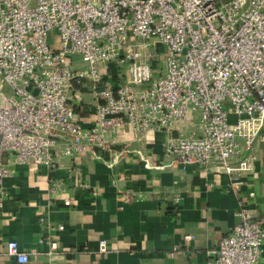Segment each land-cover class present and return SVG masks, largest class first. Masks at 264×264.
<instances>
[{"label": "built area", "instance_id": "obj_1", "mask_svg": "<svg viewBox=\"0 0 264 264\" xmlns=\"http://www.w3.org/2000/svg\"><path fill=\"white\" fill-rule=\"evenodd\" d=\"M77 86L97 100L90 127ZM125 126L168 133V156L217 168L236 192L264 141V0H0V189L14 166L53 171ZM236 214L203 264H259L264 227L244 206ZM6 251L30 261L16 241Z\"/></svg>", "mask_w": 264, "mask_h": 264}, {"label": "crops", "instance_id": "obj_2", "mask_svg": "<svg viewBox=\"0 0 264 264\" xmlns=\"http://www.w3.org/2000/svg\"><path fill=\"white\" fill-rule=\"evenodd\" d=\"M84 89H78L77 101L83 110H93L97 100ZM80 120L90 127L94 112L80 110ZM168 137L125 126L108 134V149L61 156L53 171L14 166L0 189V264H18L7 254L10 241L29 255L27 264H203L238 224L241 206L264 227L262 139L253 151L255 170L234 192L230 177L217 168L184 165L168 156ZM51 180L63 183L65 192L52 194ZM68 199L71 206L65 205ZM102 240L108 243L105 253L99 251Z\"/></svg>", "mask_w": 264, "mask_h": 264}, {"label": "rangeland", "instance_id": "obj_3", "mask_svg": "<svg viewBox=\"0 0 264 264\" xmlns=\"http://www.w3.org/2000/svg\"><path fill=\"white\" fill-rule=\"evenodd\" d=\"M79 65L81 66V68H85V65H83L82 63H79ZM117 70H118L119 75H120V77L118 78V81H121V80H123V77H125L126 70L124 68H120V67H118Z\"/></svg>", "mask_w": 264, "mask_h": 264}, {"label": "trees", "instance_id": "obj_4", "mask_svg": "<svg viewBox=\"0 0 264 264\" xmlns=\"http://www.w3.org/2000/svg\"><path fill=\"white\" fill-rule=\"evenodd\" d=\"M76 88H78V89L81 88L82 91L85 90L83 86H82V87L77 86ZM82 110H83V109H82ZM82 110H81V113H82V114H87V113H90V112H94V109L91 110V109L84 108V110H83V111H82ZM77 111H78V110H77ZM79 111H80V110H79Z\"/></svg>", "mask_w": 264, "mask_h": 264}]
</instances>
